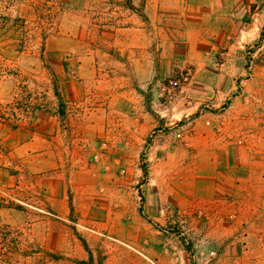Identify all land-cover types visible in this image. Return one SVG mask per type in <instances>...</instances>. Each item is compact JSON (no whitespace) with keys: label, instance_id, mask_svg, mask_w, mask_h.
<instances>
[{"label":"rangeland","instance_id":"rangeland-1","mask_svg":"<svg viewBox=\"0 0 264 264\" xmlns=\"http://www.w3.org/2000/svg\"><path fill=\"white\" fill-rule=\"evenodd\" d=\"M124 2L0 0V264H264V0L92 60Z\"/></svg>","mask_w":264,"mask_h":264},{"label":"crops","instance_id":"crops-1","mask_svg":"<svg viewBox=\"0 0 264 264\" xmlns=\"http://www.w3.org/2000/svg\"><path fill=\"white\" fill-rule=\"evenodd\" d=\"M244 0H129L111 13L93 12L91 35L75 39L91 44V59L115 60V55L138 54L146 59L163 52L164 42L185 52L203 51L205 39L218 35L223 22L235 20ZM84 25V24H83ZM96 29V31H95ZM142 53V54H141ZM114 55V56H113ZM99 60V59H97Z\"/></svg>","mask_w":264,"mask_h":264}]
</instances>
